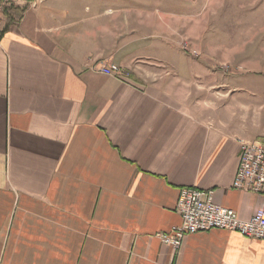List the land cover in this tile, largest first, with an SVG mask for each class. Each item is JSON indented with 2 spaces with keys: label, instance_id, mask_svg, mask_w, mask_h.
Instances as JSON below:
<instances>
[{
  "label": "crops",
  "instance_id": "crops-1",
  "mask_svg": "<svg viewBox=\"0 0 264 264\" xmlns=\"http://www.w3.org/2000/svg\"><path fill=\"white\" fill-rule=\"evenodd\" d=\"M145 1L39 0L0 25V264H264L234 231L159 237L183 187L244 219L264 205L234 187L239 139L264 142V68H180Z\"/></svg>",
  "mask_w": 264,
  "mask_h": 264
},
{
  "label": "rangeland",
  "instance_id": "rangeland-1",
  "mask_svg": "<svg viewBox=\"0 0 264 264\" xmlns=\"http://www.w3.org/2000/svg\"><path fill=\"white\" fill-rule=\"evenodd\" d=\"M145 5L158 16V55L167 54L160 41H170L180 68L186 64L182 52L195 56L191 65H205L200 61L214 56L219 69L264 68V0H146Z\"/></svg>",
  "mask_w": 264,
  "mask_h": 264
},
{
  "label": "built area",
  "instance_id": "built-area-1",
  "mask_svg": "<svg viewBox=\"0 0 264 264\" xmlns=\"http://www.w3.org/2000/svg\"><path fill=\"white\" fill-rule=\"evenodd\" d=\"M21 0H0V25L5 20L6 5L20 4ZM26 2V1H25ZM39 0L27 1L25 5L37 7ZM94 68L113 76L129 77L130 72L121 65L100 59ZM241 154L240 167L234 187H247L264 197V142L255 139H239ZM176 211L180 223L170 232H161L159 237L175 253L182 247L187 234L222 229L237 232L248 238L264 239V205L249 219L241 218L238 213L214 200L213 189L183 187L180 191Z\"/></svg>",
  "mask_w": 264,
  "mask_h": 264
},
{
  "label": "trees",
  "instance_id": "trees-1",
  "mask_svg": "<svg viewBox=\"0 0 264 264\" xmlns=\"http://www.w3.org/2000/svg\"><path fill=\"white\" fill-rule=\"evenodd\" d=\"M27 8L28 5H6L5 15L7 18L8 25L16 20H19L23 16V13L27 10Z\"/></svg>",
  "mask_w": 264,
  "mask_h": 264
}]
</instances>
